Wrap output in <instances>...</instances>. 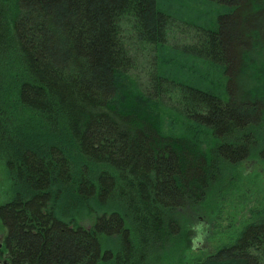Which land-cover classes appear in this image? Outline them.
<instances>
[{
  "label": "trees",
  "instance_id": "obj_1",
  "mask_svg": "<svg viewBox=\"0 0 264 264\" xmlns=\"http://www.w3.org/2000/svg\"><path fill=\"white\" fill-rule=\"evenodd\" d=\"M174 23L192 45L166 48ZM132 39L156 54L145 85ZM263 154L264 0H0L7 264L174 260L181 212ZM261 205L197 262L264 264Z\"/></svg>",
  "mask_w": 264,
  "mask_h": 264
},
{
  "label": "rangeland",
  "instance_id": "obj_2",
  "mask_svg": "<svg viewBox=\"0 0 264 264\" xmlns=\"http://www.w3.org/2000/svg\"><path fill=\"white\" fill-rule=\"evenodd\" d=\"M185 31L182 25L174 23L166 31V48L170 49L173 45L180 47L186 43L192 45L193 40L188 38ZM130 44L131 55L135 57L131 74L138 83L145 85L151 59L156 54L147 44L141 45L133 39ZM9 184L5 164L0 160V204L6 201ZM227 185L219 195L208 198L196 208L181 212L182 218L188 221L192 234L189 249L174 260L165 259L158 264H194L206 257L204 254L214 253L233 243L243 228L256 220V213L264 201V154L237 165L236 176ZM4 236L5 230L0 223V243ZM3 260H6V254L2 252L0 262Z\"/></svg>",
  "mask_w": 264,
  "mask_h": 264
},
{
  "label": "flooded vegetation",
  "instance_id": "obj_3",
  "mask_svg": "<svg viewBox=\"0 0 264 264\" xmlns=\"http://www.w3.org/2000/svg\"><path fill=\"white\" fill-rule=\"evenodd\" d=\"M251 223H253V222H251ZM251 223H249V224H251ZM248 225V224H247ZM237 239V238H236ZM236 239L234 240V242L233 243H231L230 245H233V244H235V241H236ZM229 246V245H228ZM1 247H2V242L0 243V249H1ZM226 246H224L223 248H225ZM223 248H220L219 250H221V249H223ZM219 250H217V251H219ZM216 251V252H217ZM216 252H214V253H207V255L206 254H204L206 257H212ZM198 261V260H197ZM195 262L194 264H199V262Z\"/></svg>",
  "mask_w": 264,
  "mask_h": 264
},
{
  "label": "water",
  "instance_id": "obj_4",
  "mask_svg": "<svg viewBox=\"0 0 264 264\" xmlns=\"http://www.w3.org/2000/svg\"><path fill=\"white\" fill-rule=\"evenodd\" d=\"M0 264H7V262L6 261H2V262H0Z\"/></svg>",
  "mask_w": 264,
  "mask_h": 264
}]
</instances>
